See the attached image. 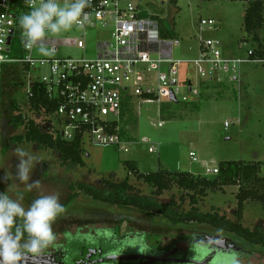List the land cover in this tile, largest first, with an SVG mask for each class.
I'll return each mask as SVG.
<instances>
[{"label":"rangeland","instance_id":"rangeland-1","mask_svg":"<svg viewBox=\"0 0 264 264\" xmlns=\"http://www.w3.org/2000/svg\"><path fill=\"white\" fill-rule=\"evenodd\" d=\"M137 4L149 15L159 17L164 26L176 34V39L173 40L177 43L173 49L174 59L198 58L199 23L201 20L212 19L217 22V29L206 30L204 36L213 39L226 58L244 60L245 63L240 67L237 81L229 82L228 76L222 75V83L211 82L208 87L202 88V95L196 100L197 106L195 102L183 103L181 99L178 103H167L162 99L140 104L139 99L133 98L130 115L127 114L120 124L129 142V152L124 153L111 146H95L87 139L83 145V167L63 165L59 152L41 148L38 144L13 143V138L25 134L23 127L15 126L14 118L18 114L26 116L27 120H34L45 131L53 134L58 133L61 127L56 117L46 116L30 108L28 80L37 79L39 72L31 71L28 74L29 72L20 64H4L8 67L1 69L0 78V176L5 171L9 173L14 171L17 163L14 151L16 147L24 148L43 163L37 166L33 174V179L39 178L41 181L39 190L27 192L25 186L13 178L8 184L0 183L1 191H6L14 199L17 191H23L25 199L22 203L25 208L41 194L59 193L63 205L71 195L78 194L76 200L66 208L65 214L53 225L58 245L64 242L63 232L67 231L66 233L72 235L77 232L76 227L82 225L79 219L84 214L87 215L86 218L102 216L95 224L96 230L112 226L114 215L132 217L136 221L134 226L136 232L157 233L151 238V244H155L154 239L157 235L160 246L168 248L176 245L182 251L188 250L187 238L192 234L197 231H214L208 226L198 224L177 229L169 228L161 218L147 219L133 209L121 210L118 207H110L80 192L78 186L81 184L104 190L105 180L123 182L129 177L138 194L151 196V188L130 175L127 162L136 161L140 172L144 174L156 172L161 168L208 177L215 175L207 174L206 170L218 168L221 162H259L262 164L260 176L264 178V64L248 61L249 52L257 49L258 44L252 37L246 35L244 29L247 2L138 0ZM113 29V24L107 29L98 24L95 28L88 27L86 35L84 29L74 28L60 37L51 38L49 44L56 48V55L53 58L78 59L84 55L94 58L96 44L102 40H111L110 34ZM258 35L264 42V26ZM79 39L86 42V51L76 48ZM33 54L39 56L35 49ZM163 71H167V66H163ZM151 76L156 77L155 74ZM161 123L163 126H160ZM158 145L160 146L158 154L149 152L150 148ZM191 152L195 153L198 162L192 161ZM238 191V187H226L224 192L210 191L198 208L202 213L217 210L221 216L238 222L236 216ZM180 195L179 190L175 188L165 193L158 202L167 204L173 196L178 200ZM190 209L188 202L184 204V211ZM158 221L164 224L158 225ZM241 224L253 232L264 233V205L260 202H247ZM89 230L85 229L84 232L89 233ZM231 236L238 239L234 235ZM97 245L93 244L92 247ZM260 257H262L260 253L244 257L243 263L262 264Z\"/></svg>","mask_w":264,"mask_h":264},{"label":"built area","instance_id":"built-area-1","mask_svg":"<svg viewBox=\"0 0 264 264\" xmlns=\"http://www.w3.org/2000/svg\"><path fill=\"white\" fill-rule=\"evenodd\" d=\"M30 9L24 0V10L19 11L16 0H0V73L4 64H20L30 71L39 72L40 82L47 88L50 98L60 101L55 114L61 134L67 141L77 134L84 135L95 146H111L128 153V142L119 134L123 106L137 98L140 104L165 99L171 101L172 94L177 102L190 103L199 98L204 83H222V75L234 82L244 60L226 58L211 38L205 37L206 30L217 28L215 20H201L198 41L200 54L194 60L174 59L177 43L161 37L159 24L151 18L141 16L142 9L136 0H91L85 9L90 23L107 29L113 24L111 40L96 44L94 58L35 57L25 49V57L13 60L8 56L7 45L10 32L18 26V17ZM76 48L87 50V44L79 39ZM252 52H249V57ZM43 61V62H42ZM248 61L264 64V60ZM167 66V71H163ZM151 74L156 75L151 82ZM150 76V77H149ZM32 96L31 89L28 90ZM153 96L155 100H147ZM116 124V126H115ZM163 126V123L160 124ZM228 124H226V127ZM160 146L149 149L159 153ZM198 162L195 153L190 154ZM207 174H218V168L206 170ZM0 193L2 191L0 190Z\"/></svg>","mask_w":264,"mask_h":264},{"label":"trees","instance_id":"trees-1","mask_svg":"<svg viewBox=\"0 0 264 264\" xmlns=\"http://www.w3.org/2000/svg\"><path fill=\"white\" fill-rule=\"evenodd\" d=\"M242 1L247 2L248 5L244 16L246 35L252 37L253 41L258 44V48L252 51L249 59L264 60V42L258 35L264 26V0ZM16 5L20 12L24 10V0H16ZM141 16L158 22L163 39L172 41L176 39V34L168 30L159 17L149 15L143 10ZM20 33L21 29L18 24L8 53V56L13 60H20L25 57ZM6 67L8 65H3L1 69ZM23 67L25 70L30 71L27 66ZM209 85L210 83L207 82L203 88ZM31 94V97L28 95V103L33 111L42 112L49 117H55L60 107V101L49 97L44 84L40 82L32 84ZM145 98L147 100H155L153 96H146ZM195 105L197 106L196 102ZM129 107L128 102H126L123 106L122 121L129 114ZM14 122L17 128L23 127L25 129L24 135L12 139L14 144L35 143L41 148L59 152L63 165L84 166L82 153L85 141L82 133L77 134L74 140L67 141L61 136V132L53 134L45 131L40 124L34 120H27L26 116L22 114L16 115ZM119 134L125 137L123 128L119 130ZM126 164L131 176L151 188V196L147 197L138 194L137 188L130 183L129 177L123 182L105 180L106 188L104 190L81 184L78 186L80 192L94 201L102 202L110 207H118L121 210L133 209L151 219L162 218L169 228L177 229L191 224L204 225L233 234L248 243L264 247V235L256 231L253 232L241 224L247 202H260L264 205V178L260 176L261 163L221 162L218 165V174L214 177L196 176L190 172H175L161 168L156 172L144 174L139 171L135 162H127ZM226 187H238L239 189L236 196L238 201L236 209L238 222L228 220L226 217L221 216L217 210L213 209L212 212L202 213L198 208L210 191L224 192ZM175 188L181 193L178 200L173 196L167 204L158 202V199L165 193L171 192ZM77 195L73 194L69 197L64 204L65 209L76 200ZM187 202L191 209L186 212L183 210V206ZM77 246L75 244V248Z\"/></svg>","mask_w":264,"mask_h":264},{"label":"clouds","instance_id":"clouds-1","mask_svg":"<svg viewBox=\"0 0 264 264\" xmlns=\"http://www.w3.org/2000/svg\"><path fill=\"white\" fill-rule=\"evenodd\" d=\"M26 3L30 10L17 18L21 43L30 53L35 49L41 57L56 55V48L49 44L51 38L74 28L83 29L91 22L85 12L91 0H26ZM14 151L15 169L11 173L5 171L0 183L8 184L15 178L27 192L39 190L41 181L33 179V174L43 161L22 147ZM24 199L23 191H17L15 199L6 191L0 193V264H26L29 257H38L57 246L53 225L66 212L60 194H41L27 208L22 203Z\"/></svg>","mask_w":264,"mask_h":264},{"label":"flooded vegetation","instance_id":"flooded-vegetation-1","mask_svg":"<svg viewBox=\"0 0 264 264\" xmlns=\"http://www.w3.org/2000/svg\"><path fill=\"white\" fill-rule=\"evenodd\" d=\"M141 215L149 219L148 216ZM94 216L96 217L86 218L87 215L84 214L79 219L82 225L76 227L75 234L63 232L64 242L50 247L42 255H50L57 264H196L198 262L244 264V257L248 258L260 253L262 256L260 259L264 264L262 245L251 244L243 239L242 242L238 237V239L232 237L233 234L218 229L212 228L213 232L197 231L192 234L187 238L188 250L182 251L176 245L168 248L160 246L157 235L154 239L155 244H151V238L157 233L136 232L134 229L136 221L132 217L114 215L112 226L96 230L95 224L97 220L102 219V216ZM157 224L164 223L158 221ZM85 229H90L89 233H85ZM258 233L264 235L262 232ZM75 244L78 245L76 248ZM93 244L100 246L92 247ZM127 257H136L137 260H127ZM155 259L162 260L155 262Z\"/></svg>","mask_w":264,"mask_h":264},{"label":"water","instance_id":"water-1","mask_svg":"<svg viewBox=\"0 0 264 264\" xmlns=\"http://www.w3.org/2000/svg\"><path fill=\"white\" fill-rule=\"evenodd\" d=\"M13 31L10 32V36L7 41V45L10 47L13 40ZM171 101L173 103H177V100L175 99L174 95L172 94ZM63 136V134H62ZM134 259L137 260L136 257H127V260ZM148 259V258H147ZM162 259H155V262L160 261ZM207 262H198L196 264H205ZM26 264H57L54 259L50 257V255H40L38 257H29L26 261Z\"/></svg>","mask_w":264,"mask_h":264},{"label":"crops","instance_id":"crops-1","mask_svg":"<svg viewBox=\"0 0 264 264\" xmlns=\"http://www.w3.org/2000/svg\"><path fill=\"white\" fill-rule=\"evenodd\" d=\"M141 9H142V8H141ZM216 29H217V28H216ZM209 31H210V30H209ZM211 31H212V30H211ZM25 55H26V53H25ZM33 55H34V54H33ZM34 56H35V57H39V56H36V55H34ZM28 72H29L28 74H30L31 71H28ZM28 74H27V76H28ZM29 77H30V75H29ZM149 77H150V76H149ZM0 78H1V77H0ZM38 78H39V77H38ZM38 78H37V79H33V80L30 78V79L28 80V86H27V87H28V90L31 89L32 84H34V83L38 80ZM155 79H156V77L153 78V77L151 76V79H150V80H151L152 83H154V82H155ZM237 80H238V78H237ZM237 80H236V81H237ZM32 81H33V82H32ZM29 82H30V83H29ZM204 85H205V83H204ZM204 85H203V86H204ZM202 88H203V87H202ZM201 93H202V92H201ZM201 95H202V94H201ZM201 95H200V96H201ZM196 100H198V99H196ZM196 100H195V101H192V102H196ZM177 103H178V102H177ZM131 110H132V108L129 107L128 112H130ZM121 128H122V127H121ZM59 132H60V131H59ZM61 136H62V134H61ZM123 138L128 142V140L126 139L127 136H125V137H123ZM128 144H129V142H128ZM159 151H160V149H159ZM191 153H194V152H191ZM157 154H158V153H157ZM135 163L137 164V167H138V169H139V165H138V163H137L136 161H135ZM139 171H140V170H139ZM192 174H193V173H192ZM193 175H195V174H193Z\"/></svg>","mask_w":264,"mask_h":264}]
</instances>
